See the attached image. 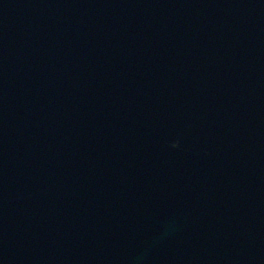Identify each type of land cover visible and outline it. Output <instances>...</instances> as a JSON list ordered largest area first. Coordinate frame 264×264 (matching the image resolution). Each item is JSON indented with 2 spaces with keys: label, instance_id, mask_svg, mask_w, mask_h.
<instances>
[{
  "label": "water",
  "instance_id": "water-1",
  "mask_svg": "<svg viewBox=\"0 0 264 264\" xmlns=\"http://www.w3.org/2000/svg\"><path fill=\"white\" fill-rule=\"evenodd\" d=\"M0 264H264V0H0Z\"/></svg>",
  "mask_w": 264,
  "mask_h": 264
}]
</instances>
